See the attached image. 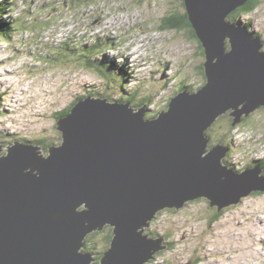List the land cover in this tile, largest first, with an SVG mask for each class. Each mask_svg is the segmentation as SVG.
<instances>
[{"label":"water","instance_id":"obj_1","mask_svg":"<svg viewBox=\"0 0 264 264\" xmlns=\"http://www.w3.org/2000/svg\"><path fill=\"white\" fill-rule=\"evenodd\" d=\"M247 1L183 0L206 83L176 95L156 118L145 120L129 103L86 97L57 119L61 143L47 156L17 142L7 147L0 157V264H91L89 253H79L83 240L107 226L112 239L101 264H142L166 248L163 238L137 232L157 212L204 199L220 213L264 193L261 169L232 174L222 165L227 149L209 148L205 134L226 114L236 126L264 109L262 41L227 21Z\"/></svg>","mask_w":264,"mask_h":264},{"label":"rangeland","instance_id":"obj_2","mask_svg":"<svg viewBox=\"0 0 264 264\" xmlns=\"http://www.w3.org/2000/svg\"><path fill=\"white\" fill-rule=\"evenodd\" d=\"M7 1L13 6L7 8L4 19L14 24L19 18L30 16V25L26 28L19 25L7 42L0 38V86L5 83L14 93V99L5 96L0 100V142H3L0 143V154L6 155L7 147L18 140L30 142L32 138L29 137H37L41 144L35 147L47 156L49 147L61 143L57 119H50V115L69 108L76 95L84 94L89 87L98 88L111 99L129 92L133 94L134 106H140L141 100L150 96L153 105L148 108L146 116L151 118L165 110L167 99L176 95L175 91L181 85L199 87L203 84L199 70L203 54L197 41L188 39L182 32L161 30L164 17L184 11L178 0ZM74 1L77 3L70 5ZM52 3L59 10H51L49 4ZM55 15L60 18L52 22L50 19ZM241 19L252 22V32L260 33L264 39V3L250 15L237 18L235 23H243ZM31 30L37 31L31 33ZM1 34L4 36L0 29ZM95 40L106 46L103 54L99 52V57L104 55L122 66L127 62V69L131 65L122 92L105 85L100 90L97 75L81 67L77 57L63 61L67 58L59 60L58 54V60L52 58L60 45L68 47L70 53L71 49L80 52ZM34 56L46 58L47 65L43 62L42 67L47 71L44 69L39 73V63ZM88 97L96 96L90 94ZM12 101H15L14 108L10 106ZM231 119L226 114L208 130L209 147L219 144L217 142L222 139L227 144L225 132L232 133L227 130ZM242 130L247 131L245 136L252 140L254 147H249L241 155V148L233 144L230 158L242 160L255 154V157L264 158V110H258L248 118L245 128L234 132ZM13 133L16 140L1 137ZM203 201L189 203L179 212L167 211V215L159 220L157 224L165 225V229L158 233L172 243L165 245L166 250L156 264H264V222L262 225L261 221L258 225L253 223L257 218L264 219V195H250L238 206L222 208L220 211L224 213L215 223L212 220L214 209ZM102 231L95 234L93 243H86L88 246H83L79 253H103L109 229Z\"/></svg>","mask_w":264,"mask_h":264},{"label":"trees","instance_id":"obj_3","mask_svg":"<svg viewBox=\"0 0 264 264\" xmlns=\"http://www.w3.org/2000/svg\"><path fill=\"white\" fill-rule=\"evenodd\" d=\"M178 1L181 2V7L184 10L183 0H178ZM2 3H3V5H2ZM76 3H77V1H74L70 5H75ZM262 3H264V0H248L242 7L238 8L232 14H230L228 16V18H227V21H229L230 23H235L237 21V18L239 19L242 15H249L257 7H259ZM7 5L8 4H6L4 1L0 0V29L4 33L3 34L4 36H2V34H1L0 38H4L6 42H7V40H10L12 34L16 33L15 31H17L19 29L18 28L19 25H21L23 27L30 25V24L26 25L27 23L25 22V19H23V20L19 19L18 22L14 23V24H12V22H10V21H6L4 19V13L6 12ZM49 6L51 7V10H57L54 7L53 3L49 4ZM63 6H65V4H63ZM59 14L62 15V13H59ZM58 15H55V17L51 18L50 20L52 22H55L56 20H58L60 18V17H58ZM162 21L163 22H162L161 30H172V31H174L176 33L182 32V33L186 34L188 39H190V40L193 39V40L197 41L198 46H199V50H201L202 54H203V49L201 48V45L199 44L198 40L196 39V36H195L192 28L187 23L185 11H182V12L176 11L174 13H171V15H168V16L164 17L162 19ZM246 24L251 26L252 22H249V23H246ZM248 25H246L247 28H248ZM39 26H41V25H39ZM42 29H44V28H42ZM42 29H39V30H42ZM12 30L14 32H12ZM37 30H35V31L31 30V32L35 33ZM253 34L255 36H257V37L258 36L261 37L260 33H258V34L253 33ZM108 47H110V45ZM105 48H106V46L102 45V43H100V40H95V42L89 47H86V46L83 47L82 48L83 51H80V52H75L73 49H71L72 52L70 53L68 47H66L65 45H62L56 50L55 53H53L56 56H54L52 58L55 61L58 60V54H59V60L61 58H67V59H64L63 61H68L69 57H72V58H75V59L77 57L76 60L80 61L81 65H82L81 67L86 68L87 70H90V71L94 72V74L98 76V79L101 81V87H102V88H99L100 90H102L103 86L105 85V86H110L111 87L110 89H113V87H116V88L119 89V92H122L123 88H125L126 85H127L128 75H126V72L129 71L127 68H125L126 65H127V62L125 64H123V66H122V64H118L117 65L116 62L113 61L112 59L108 60V58H106L104 55L102 57H99L98 56L99 52H102V54H103L104 53L103 49H105ZM47 56H48V58H50L49 54H47ZM34 57L36 59H38L37 56H34ZM76 60L73 61V62H76ZM203 62H204V58H203ZM199 70L201 71V75L203 77V82H204L205 73H204V69H203L202 64H201V66H199ZM199 74H200V72H199ZM115 75H117V76H115ZM109 78H111V80ZM182 90H187L189 92H193L194 91V86H189L188 87L186 85H181V87H179L176 90V92L178 93V92H180ZM90 94L94 95V96L104 95V97H107V96H105L104 92H99L98 88L94 89V88H90V87L87 88V90L85 91L84 94L79 93L78 95H76V97L84 98V97H88ZM123 95H125V96H123ZM123 95L119 94L117 100L111 99L110 97H108V101H118V102H125V103L127 102V103H130V106L134 107V109L135 108L136 109H143L141 107H144L143 110L145 112L148 110V108L152 104L151 97L150 96H146L145 99L141 100L140 106H136V105L133 106V103H132L133 94H131L129 92H126ZM73 105H74V102L71 103V106L68 109H66L64 111H61V113H58L57 116L55 114V116H56L55 119H58L61 116L67 115L70 112V109H71V107ZM165 110H166V108H165ZM165 110H163V111H165ZM154 117L155 116H152L151 118H154ZM51 118L53 119V115H50V119ZM151 118H146V119H151ZM247 121L248 120H244L243 123H241L239 125V127H244ZM228 129H229V132L233 129L232 126L230 125V123H229V127H227V130ZM207 132H208V129H207L205 134L209 138L210 134L208 135ZM225 134L227 136L231 135V133H226V132H225ZM2 135H4V136H1V137H3V139L4 138H9V137H14V140L17 139L15 137L14 133L12 135H5V134H2ZM24 138H27V137H24ZM30 138H32L30 142L29 141H25V140H24V142L26 144H28V145H29V143H32V142H33L32 145H40L41 144V139H40V142H39V139H37V137H29V139ZM226 140H227V144H226L225 139H222L221 141H218L217 143H221L224 146H228L229 145L228 148L230 147V151H231L232 150V145L233 144L235 145L236 141H233V139H229V137H227ZM0 143L3 144V142H0ZM235 146L236 147H240V148L242 147V145H238V144H236ZM226 158H228V157H226ZM253 163H254L253 164L254 166L258 165L260 167V169H262V171L264 172V161L253 162ZM243 166H245L246 168H249V167L252 166V164L250 162H248V163L244 162ZM232 170H234V169L232 168ZM212 220H213V222H215V221L218 220V217L217 216H213ZM110 230H112V229L110 228ZM103 232L104 231H102L101 233H103ZM95 234L97 235L98 232H95V233H92V234L89 235L90 238H88V240L86 241V243L88 245H91L93 243L92 239L95 236ZM111 238H112V236L110 234L109 239L107 240L108 243H110ZM87 244H85L84 247H87L88 246ZM84 251H87V249L85 248ZM90 253L92 255H96L97 254V252L96 253L90 252ZM100 259H101V257H99V260L97 261L98 264L101 263Z\"/></svg>","mask_w":264,"mask_h":264},{"label":"clouds","instance_id":"obj_4","mask_svg":"<svg viewBox=\"0 0 264 264\" xmlns=\"http://www.w3.org/2000/svg\"><path fill=\"white\" fill-rule=\"evenodd\" d=\"M1 1H4L6 4H8L7 5V8L8 9H11L12 8V3H10V1H7V0H1ZM10 5V6H9ZM7 10V9H6ZM256 10V9H255ZM254 10V11H255ZM253 11V12H254ZM253 12H251V13H253ZM250 13V14H251ZM249 14V15H250ZM36 16V15H35ZM243 16H247V15H243ZM30 17V16H29ZM29 17L27 18V17H21V18H19V19H25V21H27L26 23V25H28V22H29V24H30V21H29ZM38 17V16H37ZM39 18V17H38ZM41 25H43V24H41ZM26 27H28V26H22V28H26ZM248 29V28H247ZM24 31L26 32V30L24 29ZM248 31H249V29H248ZM32 33V32H31ZM260 39H261V41H262V44H263V47H264V39H263V37H262V35H261V37L260 36H258ZM61 46V45H60ZM59 46V47H60ZM262 47V48H263ZM136 55H137V53H136ZM46 58H41V57H38V59H36L35 57H34V60L36 61V62H38L39 63V67H40V71H39V73H41V72H43L44 71V69H45V67L43 68L42 67V64H43V62H44V64H46L47 63V60H45ZM127 59H128V57H127ZM47 65V64H46ZM131 69V65H129V69L128 70H130ZM45 71H47V69H45ZM32 75H35L34 73H32ZM97 79H98V76H97ZM99 80V79H98ZM100 81V80H99ZM101 82V81H100ZM205 83H206V79H205V82H203V84H201V86H199V87H197V86H195L194 87V91L193 92H189V91H187V90H185L187 93H189V94H193V93H196L201 87H203L204 85H205ZM181 92H183V91H180V92H176L175 91V93H176V95H178L179 93H181ZM14 93L12 92V90H11V88H10V86H7V85H5V83L2 85V86H0V100H2L5 96H7L8 98L10 97L11 99H14V96H12ZM176 95H174L173 97H171V98H169V99H167V104H166V106L167 107H165L166 108V110L165 111H167V109H168V105H169V103H170V101H171V99L172 98H174ZM101 98H103L104 97V95H99ZM99 96H96V97H99ZM84 98H86V97H84ZM84 98H81V97H76L74 100H73V102L75 103V100L76 99H84ZM104 98H106L107 100H108V96L107 97H104ZM113 99H115V100H117L118 99V96L116 97V98H113ZM169 101V102H168ZM72 102V103H73ZM109 102H112V103H120V104H126L125 102H118V101H109ZM13 105H14V107H15V101H12V105H10L11 107H13ZM151 105H153V104H151ZM150 105V106H151ZM0 106H1V104H0ZM129 106H130V103H129ZM134 106V105H133ZM13 107V108H14ZM70 107V106H69ZM130 108H132V109H134V107H131L130 106ZM141 108H143V107H141ZM68 109V108H67ZM144 109V108H143ZM66 110V109H65ZM135 111H137V110H139V109H134ZM11 111H13V110H11ZM62 111H64V110H62ZM165 111H161V113L162 112H165ZM58 113H61V111L60 112H56L55 114H56V116L58 115ZM146 113H147V111L145 112L144 111V119L145 120H150V119H146V118H149L148 116H146ZM256 113V112H255ZM55 114H52V115H54L53 116V118L54 117H56L55 116ZM160 113H158L157 115H154L155 117L154 118H156L158 115H159ZM254 114V113H253ZM252 114V115H253ZM146 116V117H145ZM251 115H249V117H250ZM248 117V118H249ZM154 118H151V119H154ZM232 118V117H231ZM248 118H245L244 120H248ZM243 120V121H244ZM217 121V120H216ZM215 121V122H216ZM243 121H242V123H243ZM214 122V123H215ZM231 122H232V119L230 120V125H231ZM213 123V124H214ZM241 124V123H240ZM240 124H238V125H236V126H232V130H231V135H233L234 137H242V138H248L247 136H245V134H246V132L247 131H245V133H244V131L242 130V131H236V132H234V130H236V129H238V130H240L242 127H239V125ZM212 127V126H211ZM210 127V128H211ZM209 128V129H210ZM244 128H245V126H244ZM208 129V130H209ZM207 136V135H206ZM19 144H23V145H28V144H26L24 141H20V140H18L17 141ZM14 144V143H13ZM219 144H221V143H219ZM236 144H238V145H242V147H241V155H243V153L249 148V147H251L250 145H248V143L245 141V140H242V141H237L236 143H235V145ZM222 146H224L223 144H221ZM28 146H31V147H35L36 145H28ZM212 147V146H211ZM230 148V147H229ZM231 152H232V150H231ZM40 154H42L43 155V153H41L40 152ZM5 154L4 153H2V154H0V157H2V156H4ZM256 155V154H255ZM255 155H253L254 157H255ZM44 156V155H43ZM255 159H256V157H255ZM259 159H261V160H263L264 161V158L262 157V158H259ZM260 160V161H261ZM259 161V160H258ZM246 162L248 163V162H250L251 164H252V166L251 167H249V168H246L245 166H241V165H238V168L240 169V170H250V169H252V168H254L253 166V162H255L254 161V159H252V161H251V159L250 158H246ZM222 165L223 166H225L228 170H229V168L227 167V165L222 161ZM262 170V169H261ZM250 195H256V196H259V195H264V193H262V192H252V194H250ZM249 195V196H250ZM248 196V197H249ZM198 200H200V199H198ZM243 200V199H242ZM195 201H197V200H194V201H191V202H187V203H185L184 204V206H186L187 204H191V203H193V202H195ZM208 202V201H207ZM241 203V202H240ZM184 206L181 208V209H183L184 208ZM233 207H235V206H233ZM181 209H164V210H161V211H159V212H157L156 213V215L154 216V218L150 221V222H148L147 224H146V227H142V228H140V229H138V231L137 232H139V231H141V230H143V232H142V236L144 237V236H147L146 237V240H156V239H161V238H163V241L161 242V245H160V247H166L165 245L166 244H171L172 242L170 241V239L169 238H166L163 234H159L158 232H160V231H162V230H164L165 229V225H163V224H157L158 222H159V220L163 217V216H165V215H167L166 214V212L167 211H176V212H179L178 210H181ZM214 210H215V213H214V216H217L218 217V220L220 219V217H222V215H223V213L224 212H220V213H217L216 212V208L214 207ZM217 220V221H218ZM263 220V222H264V219H262ZM217 221H215V222H217ZM259 221H261L260 219H258L257 218V221H255V222H253L254 223V225H258L259 224ZM215 222H213V223H215ZM154 225V226H153ZM153 226V227H152ZM106 228H108L109 229V234L108 235H106L105 236V241H104V246H103V253H100V252H97V254L96 255H92V254H89L90 255V257H91V259L93 260V261H91V264H98L97 263V261L99 260V257H101V259L104 257V253H106L107 251H108V249H109V244L110 243H108L107 242V240L109 239V236H110V234H111V236H112V230H110V227H105L104 229H106ZM152 228H153V230H152ZM104 229H102V230H104ZM112 229V228H111ZM102 230L101 231H94L93 233H95V232H102ZM92 234V233H91ZM156 234H157V237H156ZM89 236V235H88ZM87 236V237H88ZM87 237H85L84 238V242H83V246H85V244H86V241L88 240H86V238ZM94 238V237H93ZM112 239V238H111ZM111 241V240H110ZM92 242H93V240H92ZM169 246H171V245H168L167 247H169ZM91 247H93V246H91ZM173 247V246H172ZM166 250V248L164 249V250H159V251H157V252H155L153 255H151V257H152V259H148V261L147 262H144L143 264H148V263H151V264H156V261L159 259V257L164 253L163 251H165ZM92 255V256H91ZM101 259H100V261H101ZM200 262V261H199ZM101 264V263H100ZM165 264H171V263H165Z\"/></svg>","mask_w":264,"mask_h":264},{"label":"bare ground","instance_id":"obj_5","mask_svg":"<svg viewBox=\"0 0 264 264\" xmlns=\"http://www.w3.org/2000/svg\"><path fill=\"white\" fill-rule=\"evenodd\" d=\"M56 9L57 10H59V7L58 6H56ZM129 69V68H128ZM172 80V79H171ZM170 82V81H169ZM92 87H93V85H92ZM164 87V86H163ZM226 136V135H225ZM227 137H229V139H233V141H240V137H234L233 135H229V136H227ZM251 147H254V144H253V142H252V140L250 139V138H243ZM229 146V145H228ZM228 146H224V148H226L227 149V152H226V154H225V157L223 158V162L227 165V167L229 168V170H231V172H232V174H234V175H240V174H242L244 171H248V170H240L239 168H238V165H241V166H243L244 165V162H246V157H244V156H242V157H244L242 160H240V159H238V158H234V159H232V158H230V148H228ZM236 148V147H235ZM235 148H234V150H235ZM237 155V154H236ZM240 155V154H239ZM241 156V155H240ZM226 157H228V158H226ZM259 160V161H258ZM254 161L255 162H261L260 161V159L258 158V157H256V159H254ZM254 168H258V169H260V167L257 165V166H253ZM232 168L234 169V170H232ZM254 168H252V169H250V170H253ZM261 218V217H260ZM261 220V225H262V222H263V220L262 219H260ZM256 231L257 230H255V233H256ZM260 231V230H259ZM258 232V231H257ZM260 233V232H259ZM94 250H96V248L94 249ZM226 254V253H225Z\"/></svg>","mask_w":264,"mask_h":264}]
</instances>
